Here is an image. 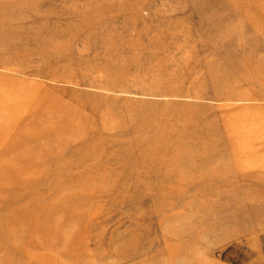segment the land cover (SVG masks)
I'll return each instance as SVG.
<instances>
[{"label":"rangeland","instance_id":"obj_1","mask_svg":"<svg viewBox=\"0 0 264 264\" xmlns=\"http://www.w3.org/2000/svg\"><path fill=\"white\" fill-rule=\"evenodd\" d=\"M0 264H264V0H0Z\"/></svg>","mask_w":264,"mask_h":264},{"label":"crops","instance_id":"obj_2","mask_svg":"<svg viewBox=\"0 0 264 264\" xmlns=\"http://www.w3.org/2000/svg\"><path fill=\"white\" fill-rule=\"evenodd\" d=\"M235 165H236V164H234V167H235ZM248 172H249V170H248ZM239 173H241V171H240V168L238 167V175H239ZM244 173H246L245 170H244ZM251 173H252V172H249V173H247L248 175L246 174V175L243 176V177H248V179H249V178L252 177ZM260 177H261V176H259V177H258V176H255L256 179H262V178H260Z\"/></svg>","mask_w":264,"mask_h":264}]
</instances>
